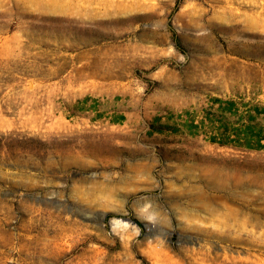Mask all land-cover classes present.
<instances>
[{
  "label": "rangeland",
  "instance_id": "1",
  "mask_svg": "<svg viewBox=\"0 0 264 264\" xmlns=\"http://www.w3.org/2000/svg\"><path fill=\"white\" fill-rule=\"evenodd\" d=\"M0 264H264V0H0Z\"/></svg>",
  "mask_w": 264,
  "mask_h": 264
},
{
  "label": "trees",
  "instance_id": "2",
  "mask_svg": "<svg viewBox=\"0 0 264 264\" xmlns=\"http://www.w3.org/2000/svg\"><path fill=\"white\" fill-rule=\"evenodd\" d=\"M252 147V146H251ZM260 147H261V145H260Z\"/></svg>",
  "mask_w": 264,
  "mask_h": 264
}]
</instances>
